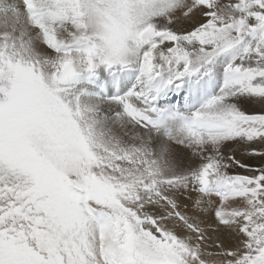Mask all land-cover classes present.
Here are the masks:
<instances>
[{"label": "snow or ice", "instance_id": "obj_1", "mask_svg": "<svg viewBox=\"0 0 264 264\" xmlns=\"http://www.w3.org/2000/svg\"><path fill=\"white\" fill-rule=\"evenodd\" d=\"M0 264H264V0H0Z\"/></svg>", "mask_w": 264, "mask_h": 264}]
</instances>
